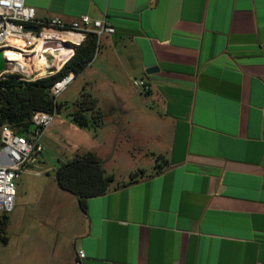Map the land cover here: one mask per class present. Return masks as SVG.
<instances>
[{
	"label": "crops",
	"instance_id": "crops-1",
	"mask_svg": "<svg viewBox=\"0 0 264 264\" xmlns=\"http://www.w3.org/2000/svg\"><path fill=\"white\" fill-rule=\"evenodd\" d=\"M25 3L41 21L86 14L114 28L79 76L106 114L102 130L142 160L121 179L97 145L115 184L86 211L43 180L29 223L20 219L28 226L13 230L10 216L15 259L264 264V0Z\"/></svg>",
	"mask_w": 264,
	"mask_h": 264
},
{
	"label": "built area",
	"instance_id": "built-area-1",
	"mask_svg": "<svg viewBox=\"0 0 264 264\" xmlns=\"http://www.w3.org/2000/svg\"><path fill=\"white\" fill-rule=\"evenodd\" d=\"M36 27V31L28 27ZM114 33V28L103 19H92L89 15H80L72 22H64L55 17L38 20L34 7L27 6L25 0H0V48L11 49L27 59L25 64L7 61V67L0 72V79L16 74L23 81H35L59 71L74 55L76 46L80 45L89 34H95L98 39L104 34ZM22 43H15V42ZM60 42L65 49L48 48L41 50L43 43ZM41 55L44 68L33 64V59ZM74 79L70 74L56 82L51 89L57 97ZM133 84L148 93L151 86L142 79H133ZM55 114L40 111L33 115L32 128L26 135L16 134L14 130L4 125L0 129V214L11 213L16 205L15 180L31 165L39 162L43 147L40 143L45 131L51 125ZM40 173L37 172V175ZM80 259L85 257L79 251Z\"/></svg>",
	"mask_w": 264,
	"mask_h": 264
},
{
	"label": "trees",
	"instance_id": "trees-1",
	"mask_svg": "<svg viewBox=\"0 0 264 264\" xmlns=\"http://www.w3.org/2000/svg\"><path fill=\"white\" fill-rule=\"evenodd\" d=\"M49 46V45H48ZM99 47V39L89 34L76 46L74 55L56 73L35 81L20 80L16 74L0 79V129L10 126L16 134L26 135L32 128V118L37 112L61 113L65 103H59L52 95L54 84L66 76H79L94 60ZM73 121L81 127H102L105 123L104 112L98 100L87 92L73 104L68 112ZM160 166L151 174L159 173ZM139 174H132L131 180ZM60 188L76 196L83 211L89 199L104 195L112 190L115 176L104 168L103 160L92 151L77 155L62 162L55 171ZM9 222L8 214H0V241L8 242L5 235Z\"/></svg>",
	"mask_w": 264,
	"mask_h": 264
},
{
	"label": "rangeland",
	"instance_id": "rangeland-1",
	"mask_svg": "<svg viewBox=\"0 0 264 264\" xmlns=\"http://www.w3.org/2000/svg\"><path fill=\"white\" fill-rule=\"evenodd\" d=\"M101 40L102 38L99 39V42ZM82 92L91 94L88 87L85 88L83 78L77 76L75 80L57 95L56 100L59 103H65L66 108L61 113L55 114L51 125L41 138L43 160L41 163H36L34 166L32 165L33 167H29L15 180L17 190L16 205L14 210L8 214L9 222L10 216L11 218H15V222H11L10 224L13 230L20 227H24L25 229L28 226L24 224V221H20V219L26 218V223H29L28 215L37 209L36 202L39 201L42 189L41 182L45 179H50L51 181L55 179V171L62 162L73 159L77 155H82L88 151L94 152L98 148L97 145L101 144L102 147L100 149L108 153L110 159L112 158V161L110 160L108 163L109 166L115 170V173L121 179L124 177V179H129L130 177L129 175L127 176V172L130 166L137 165L142 160V156L137 155L136 158L134 157L133 160L129 161L127 150H125L127 147L124 138L121 137L115 145L108 135V131L102 130L103 126L81 127L73 121L68 112L73 109V104L81 98ZM104 117L106 122L105 113ZM36 172L40 174L36 175ZM8 226L5 235L7 238H11ZM13 240L14 238H12L9 245L8 242L3 243L0 241V264H34L33 261H19L18 258L15 259L16 248L14 245L15 241L13 242Z\"/></svg>",
	"mask_w": 264,
	"mask_h": 264
},
{
	"label": "bare ground",
	"instance_id": "bare-ground-1",
	"mask_svg": "<svg viewBox=\"0 0 264 264\" xmlns=\"http://www.w3.org/2000/svg\"><path fill=\"white\" fill-rule=\"evenodd\" d=\"M15 43H22V42H15ZM49 45V46H48ZM48 48H62V53L63 54L65 52L64 46L60 43V42H56V41H51V42H47V43H43L41 50H45ZM4 55H5V59L8 62H14L17 61V63H21V64H25V66H29L32 63H30L27 59H25L24 57L18 55L15 51L11 50V49H4ZM33 64H37V67L39 68H44L45 65L43 63L42 57L39 54L36 58L33 59Z\"/></svg>",
	"mask_w": 264,
	"mask_h": 264
},
{
	"label": "water",
	"instance_id": "water-1",
	"mask_svg": "<svg viewBox=\"0 0 264 264\" xmlns=\"http://www.w3.org/2000/svg\"><path fill=\"white\" fill-rule=\"evenodd\" d=\"M28 29L32 30V31H36V27H34V26H30V27H28ZM6 67H7V60L5 59L4 49L0 48V72L5 70ZM157 70H158V68L156 66L149 67L147 69V73H153Z\"/></svg>",
	"mask_w": 264,
	"mask_h": 264
}]
</instances>
